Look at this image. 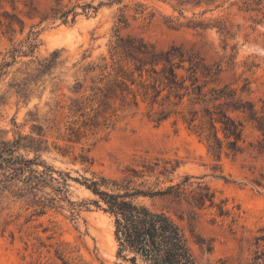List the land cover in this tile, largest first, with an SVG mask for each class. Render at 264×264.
I'll return each instance as SVG.
<instances>
[{
  "label": "rangeland",
  "instance_id": "374dc122",
  "mask_svg": "<svg viewBox=\"0 0 264 264\" xmlns=\"http://www.w3.org/2000/svg\"><path fill=\"white\" fill-rule=\"evenodd\" d=\"M122 40L150 54L133 59ZM262 100L264 0H0V161L10 147L33 162L0 169V264H131L83 184L101 175L158 191L134 201L179 223L198 264H251L264 251ZM247 102L257 121L228 109ZM206 109L241 123L236 154L221 130L212 148ZM29 169L46 183L30 189ZM199 187L212 203H194Z\"/></svg>",
  "mask_w": 264,
  "mask_h": 264
},
{
  "label": "trees",
  "instance_id": "16d2710c",
  "mask_svg": "<svg viewBox=\"0 0 264 264\" xmlns=\"http://www.w3.org/2000/svg\"><path fill=\"white\" fill-rule=\"evenodd\" d=\"M85 7L91 6L87 5ZM61 16L66 17L67 12L61 13ZM133 43V40H129L126 43L122 40V44H118L117 47L121 48L122 52L129 54L133 59L136 58L133 55L134 53L141 54L142 56L150 54L145 45L141 44V47H137ZM151 55L154 58L150 59V63H158L159 60L155 57L156 54L152 53ZM173 56V53L167 51L163 53L162 59L169 63ZM165 71H167V82L178 86L173 66H169ZM196 88L195 93L199 95L201 87L196 86ZM216 93L217 97H222L225 94L223 90H219ZM224 96L227 95L225 94ZM262 101L264 102V100ZM228 109L233 112L244 113L252 121L258 120V116H256L257 111L252 103L234 104L228 106ZM261 109L264 111V104ZM205 116L209 130L207 135L211 140L212 148H221V141L217 136L218 131L221 130L226 139L232 138L228 142V147L233 154H236L239 151L237 142L241 139L242 135L241 123L236 122L225 111L215 112L206 109ZM193 120L192 118L191 121ZM259 148H264V143L263 145L261 143ZM7 150L8 157L0 161V169L9 171L10 174L13 173L11 176L25 171L23 165L33 163L31 160L13 157V149L10 147ZM5 173L3 172L2 174L4 178L10 177V174ZM29 173L30 175L25 178V182L30 186V189H35L42 183H46L48 173L34 174L35 171L32 169H29ZM83 184L97 196V199L93 201L94 204L112 219L113 236L118 256H121L131 264H198L190 240L179 223L164 211L154 210L134 201L135 197L153 196L158 191L132 187L131 180L126 177L111 179L101 175L92 179H85ZM108 187L111 189H108ZM160 193L178 196L181 190L179 184H177L169 186L165 191H160ZM193 200L198 207H202L207 200L212 203L213 194L209 192L208 188L199 187V190L193 195ZM196 242L199 246L205 244V240L199 236H197ZM252 259L251 264H264V251L255 252Z\"/></svg>",
  "mask_w": 264,
  "mask_h": 264
}]
</instances>
